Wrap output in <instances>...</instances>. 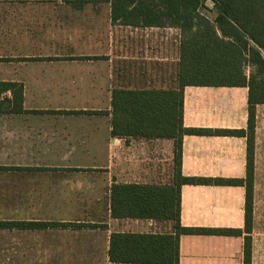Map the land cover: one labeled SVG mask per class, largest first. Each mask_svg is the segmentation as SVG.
<instances>
[{"label":"crops","instance_id":"1","mask_svg":"<svg viewBox=\"0 0 264 264\" xmlns=\"http://www.w3.org/2000/svg\"><path fill=\"white\" fill-rule=\"evenodd\" d=\"M180 40L175 27L113 19L110 0H0V222L12 224L0 227V264H123L109 257L112 233L172 232L169 221L113 218L110 194L172 182L176 138L158 112L172 114L179 99L182 126L212 132L181 136V175L211 182L180 187L179 222L191 232L179 237L178 264H245L247 238L249 264H264V104L248 230L247 141L224 132L246 131L248 89H181ZM18 89L24 111L8 112ZM227 180L242 184L216 182Z\"/></svg>","mask_w":264,"mask_h":264},{"label":"trees","instance_id":"2","mask_svg":"<svg viewBox=\"0 0 264 264\" xmlns=\"http://www.w3.org/2000/svg\"><path fill=\"white\" fill-rule=\"evenodd\" d=\"M211 1L216 14L209 19L202 10ZM112 18L130 23L170 26L181 35L176 78L185 85L236 86L248 89V126L246 131H224L245 136L247 175L245 180V221L252 219L253 148L256 106L264 104V0H110ZM1 92V91H0ZM8 112H22V90H12ZM114 92L112 134L118 135L119 108ZM3 103H0V106ZM181 99L173 113L161 114L163 134L175 137L174 171L169 185H121L111 187L110 208L113 218L152 219L172 223L170 233H112L109 257L123 264H178L180 235L191 232L180 226V187L185 183L211 182L181 175V136L211 133V130L184 128ZM1 110V109H0ZM149 112L144 120L160 115ZM219 132V131H216ZM242 184L241 180L216 181ZM0 222V227L11 226ZM250 244L246 239L245 264H249Z\"/></svg>","mask_w":264,"mask_h":264},{"label":"rangeland","instance_id":"3","mask_svg":"<svg viewBox=\"0 0 264 264\" xmlns=\"http://www.w3.org/2000/svg\"><path fill=\"white\" fill-rule=\"evenodd\" d=\"M206 3L208 7H211L212 11L210 10L205 13L208 18L213 19V17L216 14L215 8L211 1H207ZM261 114L262 115H260V122H261L260 131L262 134V138L260 143V161H259V170H258V178H257V195L259 197V200L264 199V110L261 112ZM172 171H174V168Z\"/></svg>","mask_w":264,"mask_h":264}]
</instances>
